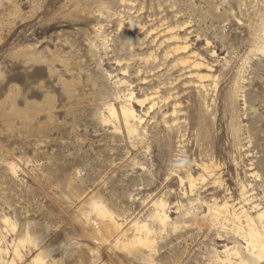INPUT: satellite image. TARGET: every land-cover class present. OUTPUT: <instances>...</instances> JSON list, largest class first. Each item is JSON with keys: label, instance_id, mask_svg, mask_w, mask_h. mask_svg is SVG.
Wrapping results in <instances>:
<instances>
[{"label": "rangeland", "instance_id": "obj_1", "mask_svg": "<svg viewBox=\"0 0 264 264\" xmlns=\"http://www.w3.org/2000/svg\"><path fill=\"white\" fill-rule=\"evenodd\" d=\"M166 25L178 26L180 41L204 62L200 72L218 77L205 105L175 53L163 57ZM263 32L264 0H0V264H97L80 216L92 196L128 221L163 198L183 227L160 242L158 262L217 264L213 251L234 245L231 234L201 204L192 211L211 226L200 217L189 228L178 221L189 206L172 171L197 174L212 154L224 182L203 186L200 200L215 193L264 208ZM150 52L157 59L145 64ZM231 85L240 96L227 117ZM154 87L171 95L160 104L167 124L132 100L147 133L142 146L120 124V103ZM176 201L186 206L177 211Z\"/></svg>", "mask_w": 264, "mask_h": 264}, {"label": "bare ground", "instance_id": "obj_2", "mask_svg": "<svg viewBox=\"0 0 264 264\" xmlns=\"http://www.w3.org/2000/svg\"><path fill=\"white\" fill-rule=\"evenodd\" d=\"M177 27L178 26L166 25L164 29L161 30V33L163 32V38L159 45L164 44L166 46V49L163 52V57L166 58L170 53H175V56H173L174 64H180L184 69H188L187 76L190 78V82H192L194 87L197 89L202 105H205L206 93L209 91L217 93L219 91L218 77L213 76L209 72L205 74L200 72V69L204 68V62L198 58L195 53L188 51L187 45L180 41L177 34ZM262 39L264 40V32L262 34ZM156 59L157 55L152 52L143 57L145 64L150 62L155 63ZM153 89V92H144L145 94H143L140 98L134 97L133 93L129 92L125 95V99L120 103V115L118 117L121 122L120 124H122L123 129L126 131L125 133L129 137L134 138L133 140L135 141L138 139L141 145L142 143H146L147 133L145 128L141 126L142 117L136 114V111L131 105L132 100H135L137 105H141L142 107L144 106L146 108V113L154 111V118L156 114H160L162 118L161 120L164 121L162 122L167 124V120L165 119L167 117V110H164L163 106L160 104H165L166 107L168 105L167 100L171 97V95L161 92L158 87H154ZM239 96L240 95L238 94L236 86L231 85V89L226 94V107L224 109L226 116L230 111V108H232L233 105H235L234 103L237 102ZM212 102L215 105V101L213 99ZM107 109L109 115L117 119L114 106L110 104L107 106ZM171 111L170 115H175L177 113L176 106H174ZM205 114L206 107L201 109L199 120V129L201 131H204L206 126ZM230 118L231 120L233 119L232 114L230 115ZM102 120L107 121L105 118ZM231 120L229 124L230 130L233 134L234 141L238 143L237 131L239 130L237 124L231 122ZM175 121L177 120L175 119ZM222 164L223 163H221V166ZM196 165L200 169L197 174H193L188 170L184 171V175H182L180 167L172 171V174L177 177L181 186L182 194L180 196L186 198L187 205L189 206L182 210L183 212L179 215L180 218L178 221L185 224L186 227L194 224L199 225L200 221L198 217L200 216L197 217L192 209H197L195 204L204 205L207 208L208 214L212 216L211 220L213 222L222 226L226 225L225 227L227 228V233L231 234L234 244L232 246L225 245L220 251H213L215 254L214 262H217V264H264V208H259V204H255L258 202L257 200L254 203L255 205L251 207H246L247 205L244 206V204H237L239 205L237 206L236 203H234V200H231V196L226 197V195H224L222 200H218V196H214L215 193L212 194L209 201H201L199 197L201 193H199V190L203 188V186L212 183L213 185H219L220 187L223 185L224 179L222 172H220V163L216 161L212 154H209L205 158H201L199 163ZM252 174L255 175V173ZM209 179H211V182H209ZM244 187L246 186L241 185V196L239 195L241 200L243 199L241 202H245L247 200H244L243 197V195L246 194L244 193ZM228 190L229 189L225 188L226 192ZM183 202L184 201H182V203L177 202V211H180L186 206L183 205ZM107 204L102 199H96L92 196L85 202L86 210L80 214V216L82 215L86 235L95 245L94 250L89 249L87 252L88 256H91L89 259H93L91 262L94 261L97 264H160L161 262H158V259L162 255L160 252L161 246H159L160 242H163L167 238L169 231L174 232L180 228L178 226L179 222L177 223V221H174L175 219L172 220L170 218L166 200L161 197L154 200L152 198L146 214L135 217L134 219L131 218L132 220L130 221H128L129 215L124 216L123 213L120 215L121 213L119 214L118 212H113ZM119 211L121 210L119 209ZM181 215H184L183 218ZM121 216L122 218H120ZM204 217L205 216L200 217L205 222L204 224L208 223L210 225V221H207L205 219L206 217ZM182 227L183 226H181V228ZM237 239H241L244 245L241 244L242 246H240ZM26 240L31 241L32 239L27 237L19 242L24 243ZM16 251L17 245L14 249V252ZM89 262L90 261L88 260V263Z\"/></svg>", "mask_w": 264, "mask_h": 264}]
</instances>
